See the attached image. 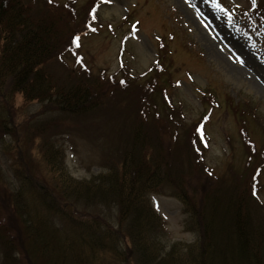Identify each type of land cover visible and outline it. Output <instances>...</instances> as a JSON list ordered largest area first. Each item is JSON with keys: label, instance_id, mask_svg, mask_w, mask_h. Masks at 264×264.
<instances>
[{"label": "trees", "instance_id": "1", "mask_svg": "<svg viewBox=\"0 0 264 264\" xmlns=\"http://www.w3.org/2000/svg\"><path fill=\"white\" fill-rule=\"evenodd\" d=\"M91 1L82 23L74 29L73 21L81 13L75 9L74 1L61 4L55 0H0L1 88L15 91L28 102L48 105L53 113L65 118L86 119L100 109L103 80L89 74L78 52L80 36L94 25L89 13L93 14L99 0ZM259 8L264 9V5ZM158 47L159 54L167 52L163 41ZM66 54L71 56L67 65L73 72L59 63ZM159 54L146 74L147 81L138 88L139 98L129 103L132 135L120 140L124 145L120 147L119 169L110 168L108 173L87 180L72 178L64 166L59 140L48 137L51 134L39 137L37 171L26 170L27 160L22 164L13 162L11 171L19 186L3 191L6 196L1 204L8 214L0 215V221L5 217L14 224H0V246L5 254L1 264H18L22 254L19 247L32 264H264V206L254 199L264 171V147L259 154H248L245 173L235 178L229 171V177H215L203 158L207 150L203 129L198 131L197 123L189 129L181 120H174L173 133L183 140L188 136L191 156L195 158L194 164L193 157L174 161L199 166L205 178L220 189L227 184L226 187L236 186L234 191H228L232 193L230 199H223L224 195L220 199L221 191L217 197L196 199L192 190L175 184L169 178V174L174 178L177 173L170 170L173 163L162 157L147 130L152 119L151 111L145 107L148 96L160 98L167 109L173 105L166 88H173L175 82L165 72ZM60 66L64 75L55 71ZM128 84H123L122 90L138 92L137 87ZM116 101L122 102V96ZM13 133L9 121L0 118V140L6 135L14 142ZM240 134L245 137L243 129ZM248 171V191L240 194L247 180L241 178ZM167 186L188 215L185 229L196 234L197 243L164 247L163 221L149 196ZM76 206L102 213L98 217L78 214ZM20 234L25 236L22 245Z\"/></svg>", "mask_w": 264, "mask_h": 264}, {"label": "rangeland", "instance_id": "2", "mask_svg": "<svg viewBox=\"0 0 264 264\" xmlns=\"http://www.w3.org/2000/svg\"><path fill=\"white\" fill-rule=\"evenodd\" d=\"M55 1L63 4L67 0ZM71 1L81 12L73 21L76 29L92 1ZM215 2L220 5L219 9L213 7V0H99L93 14L89 13L94 25L80 36L78 50L89 74L103 80V88L99 91L102 104L89 118L59 116L48 105L28 102L15 91L9 88L4 91L0 86V118L9 121L10 130L14 132L11 136L16 139L13 142L5 135L0 140V215L8 214L6 206L1 204L6 196L3 191L19 186L11 171L13 162L17 160L22 164L27 160L26 170L35 172L38 169L36 146L40 143L39 137L51 134L48 137L59 140L57 145L62 148L64 166L77 180L106 174L113 167L119 169L120 147L124 145L120 140L132 135L133 124H129L127 109H132L129 103L139 98L138 88L147 81L157 61L161 41L167 45V52L159 54L161 64L175 82L173 88H166L173 105L167 109L160 98L147 97L145 107L148 106L152 115L148 135H152L162 157L173 163L170 170L175 169L177 173L174 178L169 174V178L175 184L192 190L196 199L217 197L220 191V199L223 195V199H230L232 193L228 191H234L236 185L226 187L227 184L220 189L205 178L199 166H186L184 160L174 161V158L187 160L193 156L188 136L186 140L178 137L171 124L181 120L189 129L196 123L198 131L203 129L201 135L207 145L203 158L215 177L232 175L236 178L245 173L248 154L251 151L253 155L259 154L264 147V9L259 8L264 0H255L254 4L253 0ZM69 57L63 55L64 61L59 63L73 72L67 65ZM62 66L55 69L60 75L64 73ZM127 83L137 87L138 92H129L128 88L122 90ZM118 96H122V102L116 101ZM204 116L207 117L202 120ZM242 129L245 137L240 134ZM194 161L193 157V164ZM249 176V171L242 176L241 179L247 177V180L240 194L247 193ZM259 180L254 199L264 205V171ZM150 196L152 206L163 219L164 247L168 249L174 243H197L196 234L185 229L188 215L172 196L170 188L164 187ZM75 209L78 214L91 213L93 217L102 213L81 206ZM0 224L10 227L8 225L14 223L2 217ZM19 237L20 244H24L25 236L20 234ZM19 251L22 254L21 259H17L18 264H32L22 247ZM4 260L0 246V264Z\"/></svg>", "mask_w": 264, "mask_h": 264}, {"label": "snow or ice", "instance_id": "3", "mask_svg": "<svg viewBox=\"0 0 264 264\" xmlns=\"http://www.w3.org/2000/svg\"><path fill=\"white\" fill-rule=\"evenodd\" d=\"M255 3V0H253V4ZM213 7L215 8H220V5L218 3L215 2V0H213ZM222 10V9H221Z\"/></svg>", "mask_w": 264, "mask_h": 264}]
</instances>
